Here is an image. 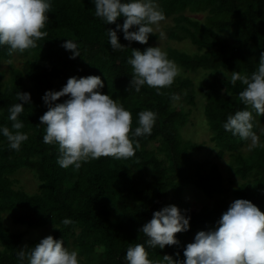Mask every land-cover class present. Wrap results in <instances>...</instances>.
<instances>
[{
	"label": "trees",
	"instance_id": "16d2710c",
	"mask_svg": "<svg viewBox=\"0 0 264 264\" xmlns=\"http://www.w3.org/2000/svg\"><path fill=\"white\" fill-rule=\"evenodd\" d=\"M158 3L166 19L172 21L167 28L168 40H188L195 48L192 55L168 48L165 51L185 74H206L196 86L180 75L170 88L159 93L147 86L139 93L131 89L132 69L127 60L132 49L143 52L156 46L158 34H150L148 42L140 44L129 43L118 32L119 42L129 48L113 51L106 31L116 25L96 17L91 0H53L46 40L22 54L9 55L6 46L0 47V125L10 127L8 109L20 102L16 100L18 91L30 93L31 99L19 117L24 123L22 131L29 136L21 150H11L6 138L0 136V264H18V250L41 240L24 241L26 233L47 227L63 246L78 249L81 264H125L128 246L147 239L140 228L150 221L153 212L168 205L177 206L190 218L189 229L175 234L178 245H166L164 249L146 246V250L151 259H162L165 254L176 259L174 254L179 253L183 261L189 239L198 231L213 228L234 200L246 199L264 213V147L242 154L248 141L223 129L227 116L245 107L239 98L243 86L239 81L232 85V74H251L264 52V0ZM186 12L205 16L199 21ZM123 19L117 18L116 23L122 24ZM66 39L78 42L81 56L69 58L71 53L61 46ZM15 56L25 59L22 69L14 67ZM89 75L100 76L104 83L101 92L131 111L133 129L138 112L150 109L158 116L151 135L136 138L140 148L134 158L101 157L73 171L57 164L58 146L43 142L45 125L40 124L39 117L47 107L41 98L46 90L59 91L70 77ZM173 93L180 99L173 101ZM196 93L204 101L209 146L181 136L188 127L191 110L176 102L194 107ZM259 123H264V115L257 118L254 131ZM260 138L264 142V133ZM207 147L215 151L217 160L228 158V171L221 170L210 154L203 160L193 157ZM21 170L32 172L37 179L36 193L27 194L15 187L12 176ZM196 192L210 199V205L193 210L190 201ZM4 215L24 232L12 233L3 222ZM65 218L73 223L64 225Z\"/></svg>",
	"mask_w": 264,
	"mask_h": 264
},
{
	"label": "clouds",
	"instance_id": "9594fccd",
	"mask_svg": "<svg viewBox=\"0 0 264 264\" xmlns=\"http://www.w3.org/2000/svg\"><path fill=\"white\" fill-rule=\"evenodd\" d=\"M95 16L104 23L115 24L108 29V43L113 51L126 48L119 42L117 33L124 40L146 44L149 36L164 38L160 30L166 20L158 0H91ZM53 0H0V47L6 46L9 55L24 53L36 48L39 41L46 40L48 13ZM123 17V23H116ZM135 30L130 31V29ZM71 53L70 59L81 56L78 42L66 39L61 45ZM127 63L131 66L130 88L136 93L147 86L158 93L170 88L180 75L179 66L168 57L159 45L147 47L143 52L132 49ZM239 83V92L244 109L227 116L223 129L242 141H248L249 150L264 147L260 136L254 131L257 118L264 115V52H261L258 67L251 74L234 72L232 85ZM104 83L100 76H76L67 79L59 90H46L42 101L47 111L39 117L45 125L43 142L58 146L57 164L64 169L78 171L83 164L101 157L131 159L140 148L138 137L150 136L157 120V112L145 109L137 113V126L133 129L130 110L109 94H103ZM67 96L63 102L56 101ZM173 101L180 97L173 93ZM16 100L8 109V125H0V136L6 138L8 147L19 152L28 141L23 121L19 118L24 105L30 104V93L17 92ZM264 133V129H261ZM189 217L175 205H168L153 212L150 221L140 228L147 239L144 243L129 245L125 264H264V213L246 199H236L221 215L216 225L198 231L192 242L183 249L184 260L179 253L165 254L162 259H151L148 248L164 249L178 245L177 233L189 229ZM70 218L64 225L72 224ZM18 264H81L78 249L69 250L61 239L51 235L32 247H24L16 253Z\"/></svg>",
	"mask_w": 264,
	"mask_h": 264
},
{
	"label": "rangeland",
	"instance_id": "374dc122",
	"mask_svg": "<svg viewBox=\"0 0 264 264\" xmlns=\"http://www.w3.org/2000/svg\"><path fill=\"white\" fill-rule=\"evenodd\" d=\"M186 15L191 17V18H195L199 21H202L204 19V14H192L190 12H186ZM172 26V21L170 19H166L164 22L161 23V28L160 30L163 31L165 33V36L163 39L160 38L159 36V32H157L158 34V39L156 41V46H160L163 50L168 49H174L180 52H184L186 54L192 55L195 54V48L193 47V45L188 41H182V42H174V41H169L167 38V28H170ZM24 61L25 59L22 58L21 56H15L13 58V65L16 68L22 69L24 66ZM8 64L3 65L4 68L7 67ZM180 75L182 77L186 76L188 78H190L192 80V82L195 84V86L197 85V83L206 76V74L204 72H196V73H187L185 74L182 70L180 72ZM179 75V76H180ZM178 76V77H179ZM197 92V91H195ZM179 103H182V105L185 107V110L188 111L189 109L191 110L190 113V117H189V124L188 127H186L184 130L181 131V136L185 139V140H190L196 143H203L205 142L206 145L209 146L208 143V139L210 137V133H209V129H208V125H207V120L206 117L204 116L203 113V105H204V101L203 99L199 96L198 93H196V106L194 107H189L188 105H186L185 102H176V105H178ZM261 129H264V123H259L258 124V128L256 130L257 134L260 136L262 134ZM261 140V138H260ZM248 144L249 142H247V144L241 149V153L242 154H247L249 152V148H248ZM210 149V147H207V149H205L204 151H200L197 153L193 154V157L195 156V158L197 160H203V158L207 157L208 154H210V159L214 160V162H217V164L221 167V170H226L228 171V158L225 157L223 158L221 161L217 160L215 157V151H212ZM205 152V153H204ZM12 179L15 181V187L21 191L26 192L27 194H34L38 191V182L37 179L34 177L33 173L28 171V170H21L19 172H17L14 176H12ZM236 179V178H233ZM232 199L230 198L229 201H231ZM192 203L191 208L193 210H199L202 207H207L210 205L211 200L206 198L204 195H202L200 192H196L193 196V199L190 201ZM185 205L183 204L184 208ZM3 222L5 224V226H7L12 233H22L24 232V228L20 227V226H13L6 215H4L3 217ZM51 227H47L45 229H41V230H36V231H30L27 232L25 237H24V241L27 240H31V241H37L39 239L45 238L48 235H50L51 233ZM194 239L191 238L189 239V242H192Z\"/></svg>",
	"mask_w": 264,
	"mask_h": 264
}]
</instances>
